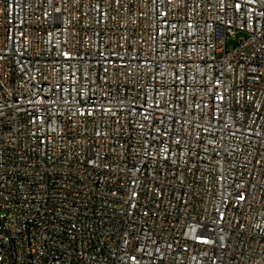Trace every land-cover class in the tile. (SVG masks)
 I'll use <instances>...</instances> for the list:
<instances>
[{
  "label": "built area",
  "instance_id": "2783aa9c",
  "mask_svg": "<svg viewBox=\"0 0 264 264\" xmlns=\"http://www.w3.org/2000/svg\"><path fill=\"white\" fill-rule=\"evenodd\" d=\"M0 210V264H264V0H0Z\"/></svg>",
  "mask_w": 264,
  "mask_h": 264
},
{
  "label": "rangeland",
  "instance_id": "374dc122",
  "mask_svg": "<svg viewBox=\"0 0 264 264\" xmlns=\"http://www.w3.org/2000/svg\"><path fill=\"white\" fill-rule=\"evenodd\" d=\"M244 38H245V34L240 33L238 35V39H244ZM238 43H239V41L237 39H235V40L230 39L228 46L229 47H236L238 45ZM2 215H3V212L0 210V226H1V223H2Z\"/></svg>",
  "mask_w": 264,
  "mask_h": 264
}]
</instances>
